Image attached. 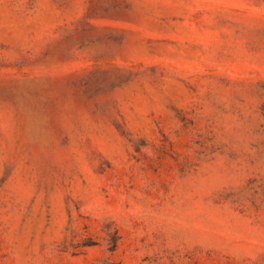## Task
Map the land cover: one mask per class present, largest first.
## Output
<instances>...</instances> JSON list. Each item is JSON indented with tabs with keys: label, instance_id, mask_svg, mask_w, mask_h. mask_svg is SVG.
<instances>
[{
	"label": "rangeland",
	"instance_id": "374dc122",
	"mask_svg": "<svg viewBox=\"0 0 264 264\" xmlns=\"http://www.w3.org/2000/svg\"><path fill=\"white\" fill-rule=\"evenodd\" d=\"M0 264H264V0H0Z\"/></svg>",
	"mask_w": 264,
	"mask_h": 264
}]
</instances>
